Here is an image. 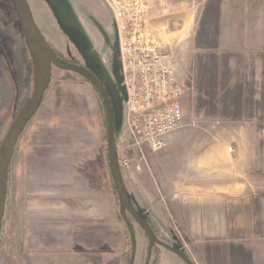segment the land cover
Wrapping results in <instances>:
<instances>
[{
    "label": "crops",
    "instance_id": "1",
    "mask_svg": "<svg viewBox=\"0 0 264 264\" xmlns=\"http://www.w3.org/2000/svg\"><path fill=\"white\" fill-rule=\"evenodd\" d=\"M218 16L219 53H264V0H220ZM5 79L0 75V86ZM67 92L46 90L28 122L14 165L21 208L16 231L32 256H64L65 264H126L107 158L86 149L85 124L80 131L81 116L70 98L78 93ZM247 121L238 132L231 124L211 137L175 133L162 153L148 159V186L200 264H264L261 137L254 118ZM230 144L237 145L233 157L226 154L234 153Z\"/></svg>",
    "mask_w": 264,
    "mask_h": 264
},
{
    "label": "rangeland",
    "instance_id": "2",
    "mask_svg": "<svg viewBox=\"0 0 264 264\" xmlns=\"http://www.w3.org/2000/svg\"><path fill=\"white\" fill-rule=\"evenodd\" d=\"M57 1L65 13V0ZM69 1L74 5L79 21L88 27L85 32L117 96L121 116L116 133L117 155L129 202L138 214L143 215L155 237L162 240L168 247L179 248L190 264H200L199 260L190 254L192 250L190 242L177 235L166 210L160 207L158 192L152 186H148L146 181L150 171L148 159L159 155L162 151L148 154L147 165H144L130 150L122 106L125 102V89L121 84V66L117 61L118 40L112 13L102 0ZM145 1L149 13V30L166 53L172 55L176 77L184 87L181 99L183 126L175 133L195 131L211 137L217 132L218 127L231 124H233L231 127L238 132L241 127L249 125L248 119L254 118L256 134H260L261 137L259 151L264 186V53L229 55L217 51L220 0ZM27 3L45 41L65 59L67 40L44 2L27 0ZM0 9L4 12V14L0 12V46L2 45L1 49H4V54L0 55L2 65L0 75L2 78L6 76L0 86L1 145L14 117L31 96L33 68L12 1L0 0ZM2 15L6 19L5 22L2 21ZM68 48L71 49L70 46ZM47 90L78 93L75 97L71 95L70 98L72 105L77 107L81 116L80 131H83L82 125L85 124L86 149L102 151L107 158L105 112L97 92L77 75L59 68L52 69ZM239 116L244 121L227 122L228 117ZM28 131L29 123L18 138L13 153L14 159L10 162L7 196L0 231V264H65L64 256L52 254L43 257L32 256L33 252L27 250L25 240L21 239L16 231L15 226L18 224L21 208L15 196L19 184L14 165L16 156L22 150V144L28 136ZM228 148L234 153L226 150V154L233 157L237 152V145L230 144ZM245 148L247 151H253V145H246ZM256 150H258L257 145ZM125 160L129 163L123 166ZM137 167L139 170L136 169ZM110 182L115 193L111 177ZM117 210L119 223L126 239L127 264L130 256V237L119 213L118 199ZM128 217L132 223L137 244L134 264H144L147 241L142 231L134 225L130 216ZM153 259L154 264H185L174 254L156 247L151 264Z\"/></svg>",
    "mask_w": 264,
    "mask_h": 264
},
{
    "label": "built area",
    "instance_id": "3",
    "mask_svg": "<svg viewBox=\"0 0 264 264\" xmlns=\"http://www.w3.org/2000/svg\"><path fill=\"white\" fill-rule=\"evenodd\" d=\"M102 1L112 13L117 31L129 147L136 159L147 165L148 154L163 151L183 126L184 87L176 77L172 55L149 30L146 1ZM128 163L125 160L123 166Z\"/></svg>",
    "mask_w": 264,
    "mask_h": 264
},
{
    "label": "water",
    "instance_id": "4",
    "mask_svg": "<svg viewBox=\"0 0 264 264\" xmlns=\"http://www.w3.org/2000/svg\"><path fill=\"white\" fill-rule=\"evenodd\" d=\"M11 1L14 5L23 35L25 37L26 47L32 62L33 88L30 98L21 107V109L15 116L0 145V231L7 196L10 162L14 153V149L18 138L25 129V126L28 124V122L31 120L40 106L43 95L49 85L51 67L55 66L64 71H69L80 75L93 86L101 99L106 121V151L108 168L115 194L119 203V213L126 226L131 242V256L129 264H134L136 253V238L132 223L129 220L128 216H130V218L138 225V227L143 231L149 241V247L145 262V264H149L155 237L151 232V229L148 227L145 219L143 218V215L138 214L129 202L125 183L121 174V166L117 155L116 133L117 127L121 121L120 108L117 102V96L113 89L114 87L110 80L106 82L108 91H105L103 83L99 81V79L104 80L105 78L104 73L100 67L97 54L91 51L90 44L85 37L80 36L79 40H74L75 45L83 53V55L87 59V62L89 64L94 63L97 67L96 70L95 68L90 66V68H93L96 77H94L84 69L78 68L66 63L65 61L60 60L53 54L49 45L47 44L37 25L35 24L27 0ZM116 54L117 61H119L118 45ZM164 248L170 251L172 254L176 255L185 264H190L179 248H171L168 246H164Z\"/></svg>",
    "mask_w": 264,
    "mask_h": 264
},
{
    "label": "flooded vegetation",
    "instance_id": "5",
    "mask_svg": "<svg viewBox=\"0 0 264 264\" xmlns=\"http://www.w3.org/2000/svg\"><path fill=\"white\" fill-rule=\"evenodd\" d=\"M42 1L46 5L47 10L49 11V13L52 16V18L56 21L59 29L65 35V39L67 40V44H68L67 46H65V56L66 57L64 59L60 52H58L53 46H51V45H49L47 43L49 45L51 51L53 52V54L57 58H59L60 60L65 61L66 63H68L70 65H73V66H76L78 68L84 69V70L88 71L90 74H92L94 77H96V75H95V73L93 71V68H95L97 70V67L95 66L94 63L89 64L87 62V59L85 58L83 53L80 51V49L74 43V40L75 39L79 40L80 36L81 37H85L87 39V41L89 42V44H90L91 51L95 52L94 49L92 48L91 40L89 39L88 35L85 32V29H88V27L86 25L84 26L79 21V18L76 15V10L74 9L75 8L74 5H72L69 0H65V13H64V10L62 9L61 4H59V2L57 0H48V1L42 0ZM68 46H70L71 49L68 48ZM99 64H100V67H101V69H102V71L104 73V78H105L104 80L99 79V81L103 83V87H104L105 91H108L106 82L109 80V77L107 75V72L105 71V68L101 64L100 59H99ZM90 66L93 67V68H90ZM53 68H57V67L52 66L51 67V72H52ZM65 72L77 75L78 77L83 79L88 85H90L93 88V86L89 82H87L84 78H82L80 75H78L76 73H73V72H69V71H65ZM97 80H98V77H97ZM132 222L134 223V225H136L138 227V225L133 220H132ZM142 233H143V231H142ZM144 238L147 241V251H148L149 241H148V239H147L145 234H144ZM164 246H167V245L164 244V242L162 240H160L159 238L155 237L154 246H153V248L151 250L149 264H151V258L153 256V252H154L155 247L158 248V249L167 250V249L164 248ZM136 247H137V244H136ZM168 252H170V251H168ZM135 255H136V253H135ZM130 256H131V242H130ZM130 256L128 258L127 264H129ZM146 257H147V252H146V256H145V262H146ZM134 261H135V259H134ZM154 261L155 260L153 259V264H154ZM145 262H144V264H145Z\"/></svg>",
    "mask_w": 264,
    "mask_h": 264
},
{
    "label": "trees",
    "instance_id": "6",
    "mask_svg": "<svg viewBox=\"0 0 264 264\" xmlns=\"http://www.w3.org/2000/svg\"><path fill=\"white\" fill-rule=\"evenodd\" d=\"M26 103V102H25ZM15 118V117H14Z\"/></svg>",
    "mask_w": 264,
    "mask_h": 264
}]
</instances>
